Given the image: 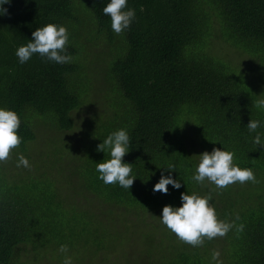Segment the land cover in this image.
Instances as JSON below:
<instances>
[{"label": "trees", "instance_id": "trees-1", "mask_svg": "<svg viewBox=\"0 0 264 264\" xmlns=\"http://www.w3.org/2000/svg\"><path fill=\"white\" fill-rule=\"evenodd\" d=\"M108 2L11 0L3 6L0 107L19 114L23 141L0 162V264H43L44 249L35 263L25 253L28 245L56 243L92 248L101 264H214V250L223 264H264V146L253 143L256 133L246 127L260 120L264 139V0H128L136 17L120 34L103 12ZM48 23L67 27L71 61L36 54L19 63L16 49ZM214 37L251 55L252 66L237 69L216 56ZM93 104L97 120L106 117L113 126L88 123L86 135H66ZM40 124L65 138L50 150L56 171L27 174L17 167V153L28 159L39 153L34 127ZM122 128L130 136L123 159L137 177L131 189L105 184L96 171L97 162L110 158L98 145ZM223 146L235 153V164L253 170L255 182L219 189L192 179L197 155ZM170 164L186 184L154 193ZM186 190L210 195L218 218L235 221L232 230L193 247L167 229L162 208L179 205ZM78 196L91 206L66 203Z\"/></svg>", "mask_w": 264, "mask_h": 264}, {"label": "clouds", "instance_id": "clouds-1", "mask_svg": "<svg viewBox=\"0 0 264 264\" xmlns=\"http://www.w3.org/2000/svg\"><path fill=\"white\" fill-rule=\"evenodd\" d=\"M11 3V0H0V15L7 13L3 6ZM105 15L111 17V28L116 34L130 29L136 17L134 8L128 7V0H109L103 8ZM69 43V32L65 25L48 23L36 28L32 38L27 44L20 45L16 49L19 63L28 62L34 55L46 58L55 63H68L72 56L67 51ZM264 104V100L260 101ZM21 118L19 114L10 108L0 107V162L7 160L13 149L17 148L23 141L19 134ZM249 132H255L253 143L264 146L262 134L257 131L261 127V121L251 119L246 126ZM183 128V127H181ZM130 136L126 129H119L109 134L97 147L98 151L108 150L109 159L96 163V171L99 179L105 184L118 183L123 188L131 189L136 176L131 175V164L124 161L129 153ZM233 151L223 147H214L211 152L204 151L197 155L199 162L195 165V173L192 179L203 184L206 180L213 183L217 188L223 189L230 184L239 182L256 181V176L251 168H241L234 163ZM17 167L29 168L30 161L22 152L17 153ZM167 172L161 173L160 179L154 184L152 191L169 192V185L179 190L184 187L185 182L175 178L173 172L176 165L170 164L164 168ZM212 197L201 196L195 192H181L180 204H167L162 208L159 215L160 222L174 233L183 242L198 247L203 245L205 238L212 240L218 236H225L235 226V221H225L218 218L215 206L210 202ZM244 225L240 224L238 231H243ZM58 252L64 254L62 264H73V258L67 255L69 246L61 244ZM218 250L212 252L214 264H223Z\"/></svg>", "mask_w": 264, "mask_h": 264}, {"label": "rangeland", "instance_id": "rangeland-1", "mask_svg": "<svg viewBox=\"0 0 264 264\" xmlns=\"http://www.w3.org/2000/svg\"><path fill=\"white\" fill-rule=\"evenodd\" d=\"M212 49L213 53L218 56L219 58H222L228 62H230L233 66L237 67V69H241L243 67L252 66V56L246 53H242L239 50L235 49L234 47L230 46L229 44L225 43L221 38L214 37L212 39ZM87 77V76H85ZM92 78V77H87ZM101 78H93V81L90 85V82H88V86H91V90H94L95 87L98 86ZM89 90L87 93L89 94ZM102 106L106 107V104L103 102ZM99 111V107L96 104H93L91 107V111L87 114H83L81 118L78 119L77 125L73 128L72 131H69L66 135H70L73 137H79L86 135L83 132V128L86 127L88 130V127L96 126L97 123H101L104 121V125L107 128H110L113 126V122L107 121V118L99 117L97 120V112ZM94 117V119H92ZM44 119V117L42 118ZM88 123H91L93 125H89ZM42 124V123H41ZM40 126L36 129L34 126V130L36 132V135L39 136V153L37 154H30L29 161L31 164V167L25 168V172L27 174L32 173H41L43 172V169H46L44 171H49L50 167H53V170L56 171L55 163H54V154L52 155L50 153V150L56 149V146L60 144L65 138V136L59 132H55L49 124L46 126ZM88 126V127H87ZM104 130V129H103ZM91 135V134H89ZM19 149V147L15 148ZM14 150V149H13ZM12 150V151H13ZM40 165V169L37 168V166ZM46 165H49V168H45ZM41 171V172H40ZM17 172L13 171L12 173ZM56 173V172H54ZM64 174L69 177V171H65ZM78 201H73L66 199V203L69 204V201L71 202V205L84 210L85 208H88L91 206V202L89 200L83 201L80 200V197L78 196ZM70 205V204H69ZM50 246V247H47ZM60 247L59 243L56 244H46L44 246H40L37 249H34L31 245H28V250L25 252L26 254H32L31 257H34L35 263L36 259L41 255L39 254L40 250L44 249L42 254H46V257L42 259L43 264H62L63 256L64 254H61L58 252V249ZM129 247V244H127V248ZM94 250L91 248L90 252H85V249L82 248L80 250L76 249H69V252L67 255H70L73 258V264H101L100 261L97 259L96 256H92V252ZM29 257V256H28ZM26 256L23 258L25 259Z\"/></svg>", "mask_w": 264, "mask_h": 264}]
</instances>
